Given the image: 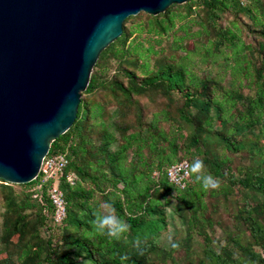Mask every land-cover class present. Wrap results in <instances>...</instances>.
Masks as SVG:
<instances>
[{"label": "trees", "instance_id": "trees-1", "mask_svg": "<svg viewBox=\"0 0 264 264\" xmlns=\"http://www.w3.org/2000/svg\"><path fill=\"white\" fill-rule=\"evenodd\" d=\"M122 27L50 144L76 176L60 182L65 218L54 221L39 177L0 179V264H264V0H189ZM197 158L219 189L168 181L171 164ZM106 202L131 226L119 241L88 235ZM169 209L179 249L159 240Z\"/></svg>", "mask_w": 264, "mask_h": 264}, {"label": "water", "instance_id": "water-1", "mask_svg": "<svg viewBox=\"0 0 264 264\" xmlns=\"http://www.w3.org/2000/svg\"><path fill=\"white\" fill-rule=\"evenodd\" d=\"M189 0H0V179L35 180L123 21Z\"/></svg>", "mask_w": 264, "mask_h": 264}, {"label": "built area", "instance_id": "built-area-1", "mask_svg": "<svg viewBox=\"0 0 264 264\" xmlns=\"http://www.w3.org/2000/svg\"><path fill=\"white\" fill-rule=\"evenodd\" d=\"M239 4L244 5L249 0H236ZM68 159L66 153L59 152L50 154L49 150L43 157L39 174L36 179V188L46 184V194L53 207V218L55 222H61L66 216V200L64 193L60 188V182L63 179L69 184H73L76 176L74 173H65ZM188 161L183 159L171 164L166 171L167 179L175 187L184 188L189 180ZM35 179V180H36Z\"/></svg>", "mask_w": 264, "mask_h": 264}, {"label": "clouds", "instance_id": "clouds-1", "mask_svg": "<svg viewBox=\"0 0 264 264\" xmlns=\"http://www.w3.org/2000/svg\"><path fill=\"white\" fill-rule=\"evenodd\" d=\"M189 175L195 176V182L200 183L204 191L217 190L220 187L218 179L206 172V167L202 159H194V161L188 165ZM92 231L88 233L91 236H106L110 241H119L126 236L130 231V225L123 219H121L115 212V208L112 203L106 202L103 205V211H94L93 219L90 222ZM168 243L172 249H179L180 243L173 240L172 236H168ZM141 242L139 239L134 241V246L140 249Z\"/></svg>", "mask_w": 264, "mask_h": 264}, {"label": "rangeland", "instance_id": "rangeland-1", "mask_svg": "<svg viewBox=\"0 0 264 264\" xmlns=\"http://www.w3.org/2000/svg\"><path fill=\"white\" fill-rule=\"evenodd\" d=\"M145 13V12H144ZM228 18H227V20H229V19H232V15H228L227 16ZM242 19L243 20H245V21H248V18L245 16V15H243L242 16ZM177 24H179V23H177ZM197 27L195 26V27H193V29H196ZM166 45V41L164 40V42H163V45ZM193 47H194V43L192 42V40H190V39H187L186 41H185V48L187 49V50H189V51H191V50H193ZM179 54H184V52H178ZM204 67V65H202V68ZM175 201H173L172 202V205H175ZM0 212H1V209H0ZM167 212H168V214H169V225H168V229H167V231L165 232V233H163L162 234V236H160L159 237V240H160V243L164 246V247H168L169 246V243H168V236L169 235H171V236H173L174 235V233H175V231L176 230H178V229H180L182 226H181V222H180V220H179V218H177L175 215H173V213L170 211V209H169V211L167 210ZM226 218H227V220H231L227 215H226ZM183 228V227H182ZM182 228H181V230H182ZM223 229L222 228H220V227H217V228H215V234H213V236H214V239H220L221 238V236H223L224 234H223V231H222ZM221 242H223V241H221ZM182 253V252H181ZM180 253V254H181ZM175 256L177 257V258H180V256H179V254H175Z\"/></svg>", "mask_w": 264, "mask_h": 264}]
</instances>
